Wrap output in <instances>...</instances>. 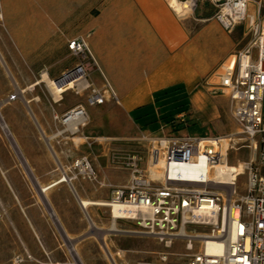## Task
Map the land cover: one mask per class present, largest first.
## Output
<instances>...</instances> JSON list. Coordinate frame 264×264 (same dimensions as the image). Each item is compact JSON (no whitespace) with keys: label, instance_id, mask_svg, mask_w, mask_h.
<instances>
[{"label":"rangeland","instance_id":"1","mask_svg":"<svg viewBox=\"0 0 264 264\" xmlns=\"http://www.w3.org/2000/svg\"><path fill=\"white\" fill-rule=\"evenodd\" d=\"M217 12L218 8L210 0H198L194 11L193 8L186 9L182 16L177 15L182 20L193 18L214 20ZM2 16L0 7V27ZM5 16L7 18V14ZM251 17L254 18L255 24L263 21L264 0H250L247 21L238 24L228 33L236 45L234 55L250 49L253 61L256 62L257 50L254 45L256 38L250 25ZM41 24L36 29L39 39L45 37L50 30L46 22ZM198 27L199 24L196 28ZM15 53L18 55L16 51ZM22 60L24 63L28 62L27 59ZM67 62L70 63L69 70H72L78 60L71 57ZM96 71L98 72L93 76V80L105 84L99 68ZM41 76L42 72L30 74L34 82L41 80ZM89 82L92 83L91 80ZM213 82L215 84L203 92L204 96L201 98L203 104H196V108L192 105L191 110L204 107L209 112L211 109L214 113L211 116L213 123L204 116L198 119L195 125L173 135L232 138L235 148L229 152V164L237 166L240 163H247L250 161L251 153L244 147L248 143L239 141L240 126L233 117L230 99L219 89V79H214ZM90 92L91 90H88L82 95H77L75 91L70 90L62 96L63 100L59 103L61 106L53 104L55 96L45 83L22 93L19 83L0 57V116L11 134L10 139L0 124V264H76L69 250L71 244L82 264H114L108 253L115 264H188L191 252L186 249L185 241L176 240L170 248H166L153 238L129 233L136 230L135 224L131 222H119L116 226L118 232H109L112 220L109 210L104 207H93L88 210L96 227L90 229L88 218H85L79 209L71 192L69 194L49 192L63 185L58 183L63 173L60 167L67 170L71 162L77 158H87L96 176L92 181L79 178L73 182V187L77 188L80 196L84 192L94 195L96 201L105 202L111 196L114 187L128 184L131 173L125 166L127 157L137 155L143 160L142 167H147L149 140L159 136L157 133L154 134L158 127L149 126L148 131L141 130L129 114L112 105H106L101 109L90 107L87 104ZM220 97L229 99L227 107L219 103ZM33 98H38V101H32ZM192 99L195 100V96H192ZM79 105L85 107L89 117L86 126L73 135L63 124V116L54 121L53 115ZM38 109L51 125L46 126L43 122L45 127L43 130L49 135L58 133L60 135L53 139L47 137L45 133L46 140L51 139L47 140V143L40 133L39 122L35 123L33 120ZM178 110L169 103L159 108L158 113L161 117L163 112H167L168 117H172L179 113ZM170 130L167 129L166 134H169ZM25 168L27 171L31 169L29 171L31 178ZM36 180L43 185L49 184L44 186L49 188L47 198H56L58 220L64 231H60L55 225L38 196L33 185L38 184ZM79 184L82 185L79 187ZM236 184L238 193L245 194L247 186L245 170L237 177ZM74 189L70 187L73 192ZM62 234L67 237V243Z\"/></svg>","mask_w":264,"mask_h":264},{"label":"built area","instance_id":"2","mask_svg":"<svg viewBox=\"0 0 264 264\" xmlns=\"http://www.w3.org/2000/svg\"><path fill=\"white\" fill-rule=\"evenodd\" d=\"M210 1L218 8L214 20L227 32L247 21L250 0ZM250 25L257 61L250 49L243 50L216 74L219 89L228 95L240 126L239 141L248 143L244 147L251 153L250 161L244 163L245 194L237 191L238 172H232L229 180L218 176L217 167L229 164V152L235 148L232 138L162 134L149 140L147 167H142L139 156L127 157L128 184L114 187L109 201L94 202L109 210L112 226L134 223L136 230L129 233L153 238L166 248L176 240L185 241L191 252L188 264H264V19L258 24L251 19ZM68 48L78 62L53 82H74L76 86L70 90L77 95L91 90L87 96L90 107L104 105L108 97L117 100L109 85L99 90L89 82L97 63L87 42L76 39ZM76 115L85 121L78 123L76 132L70 130L73 135L86 126L85 107L76 106L62 118L67 126L66 120ZM62 176L68 179L65 184L73 186L79 178L92 181L96 173L91 162L81 157L74 159ZM103 203L107 205H99ZM116 209L120 214H115Z\"/></svg>","mask_w":264,"mask_h":264},{"label":"crops","instance_id":"3","mask_svg":"<svg viewBox=\"0 0 264 264\" xmlns=\"http://www.w3.org/2000/svg\"><path fill=\"white\" fill-rule=\"evenodd\" d=\"M0 7L3 13L0 57L21 91L33 90L43 84L41 80L32 81L31 73H46L50 80H55L69 70L71 67L67 61L71 55L68 44L82 38L97 63L90 77L94 88L102 90L109 85L117 97V100L108 97L105 104L97 109L106 105L121 108L141 130L148 131L147 127L155 126L158 128L154 134L160 135L164 134L162 128L172 118L167 112L160 117L158 109L169 103L175 108L181 105L180 98L185 97L182 104H187L188 110L176 114L174 119L191 115L196 122L205 116L213 123L211 109L209 112L204 107L191 110L192 105L196 108V104L203 102V92L215 84L216 74L234 56L235 42L216 20H182L167 0H0ZM42 22H46L50 30L39 39L36 29ZM20 58L27 59V64ZM98 68L105 84L93 80ZM32 101L37 102L38 98ZM61 102L53 97V104L61 106ZM219 103L227 107L229 99L220 97ZM53 104L51 108L55 111ZM70 109L54 114L53 120ZM33 118L35 123L39 122L42 128L39 130L46 143V136L53 139L60 136L59 133L49 135L43 130V122L46 126L51 125L40 109L36 110ZM163 118L167 119L161 122ZM155 121L158 123L151 124ZM37 183L33 185L38 196L55 225H60L56 198L49 199L40 193L41 186L49 184ZM70 187L74 189L63 183L49 192H71L79 209L90 221L91 216L83 210L80 200L104 201H96L94 195L85 192L80 196L77 188L73 192Z\"/></svg>","mask_w":264,"mask_h":264},{"label":"bare ground","instance_id":"4","mask_svg":"<svg viewBox=\"0 0 264 264\" xmlns=\"http://www.w3.org/2000/svg\"><path fill=\"white\" fill-rule=\"evenodd\" d=\"M167 1L170 4V7L173 9V11L176 14H178L179 16H182L186 12V9H192L194 7V5H195V0H188V2H181L179 0H167ZM251 18L254 20L253 17H251ZM40 83H45L47 85V87L52 91V93L55 96L56 100L59 99L62 94L67 93L70 89H72L73 87L76 86V84L74 82H69L66 85H64L65 83L59 85V84L53 82L52 80H50L46 73L42 74ZM30 90H31V88H30ZM21 92H23V91H21ZM84 121H85V118L83 116L76 115V116H71L70 118H68L66 120L65 124L68 126L69 130H71L72 132H76L78 123H82ZM0 124H1V126L3 128V130L6 132L7 137H9L11 139V134L9 133L8 127L2 121L1 116H0ZM47 140L49 141V139H47ZM60 168L62 169V172H63V168L62 167H60ZM244 170H245V165L243 163H240L237 166H233V165H229L228 164L227 166L224 165V166L217 167L218 176L222 177L225 180H229L232 172H234V171L238 172V175H237V177H238L240 175V173H242ZM29 171H27V169H26V172H27L28 176L31 178V176L29 174ZM65 181L68 182V179L64 180V178L62 176V178L58 181V183H62L63 184V183H65ZM48 189L49 188H47V187L41 186L40 193L42 195H44V197H46ZM80 205L83 208V210L86 211V212L90 209V207L97 206L93 201L86 200V199L80 200ZM99 205L105 206L107 204L103 203V204H99ZM47 209L51 213V211H50V209L48 207H47ZM115 214L116 215L120 214V211L116 209L115 210ZM89 222L91 224V228L92 229L96 228L94 223H93V221L90 220ZM109 232L116 233V232H118V230L116 229L115 226H112V228L109 230ZM62 237H63L65 243H67V237L65 235H63V234H62ZM71 242H72V240H71ZM69 250H70L71 255L75 254V252L73 251V244L70 245V249ZM109 255L110 254L108 253V256ZM109 258L115 264V262L113 261L111 255L109 256Z\"/></svg>","mask_w":264,"mask_h":264},{"label":"trees","instance_id":"5","mask_svg":"<svg viewBox=\"0 0 264 264\" xmlns=\"http://www.w3.org/2000/svg\"><path fill=\"white\" fill-rule=\"evenodd\" d=\"M181 94L183 95L184 93L182 92ZM180 99H181V101L183 103L186 98L183 97V98H180ZM182 103H181V105H179V106L174 108V109H179L178 110L179 111L178 114H183V113H185L188 110L187 109V104H182ZM174 117L175 116L172 115V117H170V118H172V120H169L166 123V125L162 128L163 133H164L165 136H168V137L175 136L173 134L179 133L181 130L187 129L189 126L196 124V122H194V120L191 119V115H186V116H184L181 119H174ZM166 119L167 118L161 119V122L166 120ZM157 123H158V121H155V122H153L151 124H157ZM151 124H149V125H151ZM167 129H171L169 134H166ZM177 137H179V136H177Z\"/></svg>","mask_w":264,"mask_h":264},{"label":"water","instance_id":"6","mask_svg":"<svg viewBox=\"0 0 264 264\" xmlns=\"http://www.w3.org/2000/svg\"><path fill=\"white\" fill-rule=\"evenodd\" d=\"M51 213H52V211H51ZM54 216V215H53ZM56 221V220H55ZM59 224L57 223V226H58ZM58 228H59V230L61 229V231H63V229L61 228V226L59 225L58 226ZM73 256V259H74V261L76 262V264H82L81 263V261L79 260V258H78V256H77V254L75 253L74 255H72ZM110 256V255H109Z\"/></svg>","mask_w":264,"mask_h":264}]
</instances>
